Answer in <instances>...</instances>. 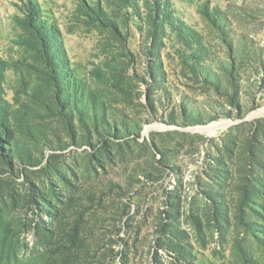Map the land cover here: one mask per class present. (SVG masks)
Wrapping results in <instances>:
<instances>
[{"label":"rangeland","instance_id":"374dc122","mask_svg":"<svg viewBox=\"0 0 264 264\" xmlns=\"http://www.w3.org/2000/svg\"><path fill=\"white\" fill-rule=\"evenodd\" d=\"M0 264H264V0H0Z\"/></svg>","mask_w":264,"mask_h":264},{"label":"bare ground","instance_id":"6f19581e","mask_svg":"<svg viewBox=\"0 0 264 264\" xmlns=\"http://www.w3.org/2000/svg\"><path fill=\"white\" fill-rule=\"evenodd\" d=\"M223 125V123H215V124H211L209 126H203V127H199L197 128L198 130L204 132V133H211L213 132L217 127H221Z\"/></svg>","mask_w":264,"mask_h":264},{"label":"trees","instance_id":"16d2710c","mask_svg":"<svg viewBox=\"0 0 264 264\" xmlns=\"http://www.w3.org/2000/svg\"><path fill=\"white\" fill-rule=\"evenodd\" d=\"M37 29L40 31V28H37ZM40 35H41V36H43V34H42V33H40Z\"/></svg>","mask_w":264,"mask_h":264}]
</instances>
